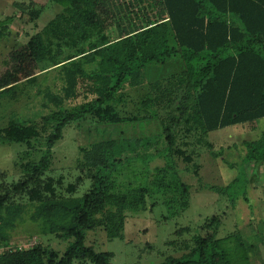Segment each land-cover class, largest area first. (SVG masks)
Here are the masks:
<instances>
[{
    "label": "trees",
    "instance_id": "1",
    "mask_svg": "<svg viewBox=\"0 0 264 264\" xmlns=\"http://www.w3.org/2000/svg\"><path fill=\"white\" fill-rule=\"evenodd\" d=\"M49 1L65 11L12 53L14 67L0 78V93L21 81L37 82L28 70L29 61L39 66L53 60V65L39 72L53 67L61 85L53 92L44 90L46 114L40 121L0 129V146L26 144L29 149L20 154L17 164L22 179L0 185V210L18 207L17 198L23 197L39 204L63 200L65 195L76 194L85 179L92 181V187L75 207L72 226L61 228L57 235L74 239L62 258L38 244L9 249L10 238L0 233V249H9L0 254V264H73L76 260L111 264L112 253H97L85 246L86 233L103 227L110 239H122L126 213L146 208L149 188H134L127 174L134 164L152 154L155 159L166 158L170 166L177 159L191 164L197 146L209 145L205 138L210 132L264 118V0H159L166 17L135 25L116 6V0H91L95 14L89 19L102 26L106 37L88 53L78 47L79 38L66 11L80 0ZM27 10L32 21L39 20L44 11L34 5ZM14 19L1 23L6 30L0 32V41ZM62 42L66 47L72 42L78 50L60 60ZM170 62L179 66L178 71L155 80L147 77L149 67ZM129 91H143L135 116L120 109L128 102ZM150 112L159 122L158 134L81 147L77 164L81 176L75 183L65 186L63 177L44 179L67 127L87 117L102 124L138 122L150 118ZM33 141L44 148L38 161L32 159ZM246 161L264 164V134L249 144ZM166 176H157L155 184L168 197L169 205L180 199L179 210H185L188 187L182 183L181 191L170 192L160 185ZM48 208L52 210L53 204ZM221 225L219 216L206 221L202 234L195 235L193 244L188 245L192 248L189 254L171 256L163 264L249 263L248 251L254 252V247L226 249L217 239ZM185 233L191 229H181L176 235Z\"/></svg>",
    "mask_w": 264,
    "mask_h": 264
},
{
    "label": "rangeland",
    "instance_id": "2",
    "mask_svg": "<svg viewBox=\"0 0 264 264\" xmlns=\"http://www.w3.org/2000/svg\"><path fill=\"white\" fill-rule=\"evenodd\" d=\"M44 1L47 2L43 0L42 3ZM14 2H23L21 5L16 3V9L25 18L16 19L11 26V33L8 31L11 38L0 46V78L14 67L12 53L25 47L57 14L65 11L56 4L45 5L40 19L32 21L25 14L27 9L32 8L30 0H0V32L6 30V26L2 25L5 21L2 15L16 12ZM116 6L123 10V14L126 13L125 16L128 14L130 23L134 25L166 17L159 0H116ZM66 11L71 15L78 35V47L93 50L105 41L102 26L90 21L95 14L91 0H80ZM63 44L60 60L78 50L72 42L68 46L70 49ZM52 49L56 51L57 47ZM51 65L53 60L39 66L29 61L28 70L35 74L37 82L21 81L0 93V129L11 124L40 121L46 114L42 107L44 90L53 92L61 85L53 67L39 72ZM178 69V65L170 62L166 66L153 65L145 72L147 77L155 80L167 77ZM127 93L128 102L120 109L125 112L123 114L135 116L136 104L143 91ZM160 130L154 113L146 120L120 124H102L87 117L65 129L64 138L54 148L52 169L44 179L63 177L65 186L73 184L81 176L77 168L81 147L109 139L148 137L158 134ZM263 134L264 118L210 132L205 140L211 146H197L191 164L177 159L170 166L166 158L155 159L153 154L140 159L142 161L134 164L127 174L134 188H149V195L145 196L146 208L140 212L126 213L122 239H110L105 229L100 227L86 233L85 246L97 253H112L114 258L111 264H163L171 256L181 258L188 255L192 250L188 245L193 244L195 235L202 234L204 223L219 216L222 225L218 229L217 239L222 245L230 251H235L238 245L246 250L253 246L254 252L248 251L249 263L244 264H264V164L246 161L249 144L259 141ZM31 147L32 159L38 161L44 148L35 141ZM28 150L26 144L0 146V175L6 174L5 178H0V185H12L22 179L17 164L20 154ZM195 165L198 167L195 168ZM164 174L167 176L166 182L160 183L162 188L168 187L170 192H174L181 191L182 183L188 187L189 201L185 210H179L180 199L172 200L169 205L168 197L155 184L157 176ZM91 187L92 181L85 179L76 194L65 195L63 200L39 204L29 203L23 197L17 198L18 207L1 209L0 233L10 238L9 249H28L38 244L57 253L59 259L62 258L74 239L57 235L62 231L61 228L72 226L75 207L82 202ZM52 204L51 210L48 207ZM185 228H190L191 233L176 235L177 231ZM1 234L0 238L3 237ZM9 249L1 248L0 254ZM73 264L92 263L76 260Z\"/></svg>",
    "mask_w": 264,
    "mask_h": 264
},
{
    "label": "crops",
    "instance_id": "3",
    "mask_svg": "<svg viewBox=\"0 0 264 264\" xmlns=\"http://www.w3.org/2000/svg\"><path fill=\"white\" fill-rule=\"evenodd\" d=\"M30 1H31L30 3H31L32 5H34L35 7L43 8L44 10H45V7H46L47 5L50 6L51 4H53V3H51L49 0H47V2L44 1L45 4L42 3L43 0H30ZM16 3H17V2H14V3H13V7L15 8L16 12L18 11L17 13H16V12L13 13V14H10V13H9L8 16H7L6 14H3V15H2V16H3L2 18H3L4 20H5L6 18H15L14 21L11 23V25L8 26V31H9L10 33H11V26L15 23L16 19H17V18H22V17L25 18L24 16H22V14L19 12V10L16 9ZM46 3H47V4H46ZM21 4H23V2H21L20 4H19V2L17 3V5H21ZM24 4H25V3H24ZM45 5H46V6H45ZM70 9H71V8H70ZM19 13H20V15H19ZM43 13H44V11H43ZM25 14H27V13H25ZM42 15H43V14H42ZM42 15H41V16H42ZM70 16H71V15H70ZM71 18H72V17H71ZM10 33L8 34V32H7L6 36L0 41V46H1L3 43H5V42L7 41V39L11 38V34H10ZM83 49H84V48H83ZM89 51H92V50H84L85 53H88Z\"/></svg>",
    "mask_w": 264,
    "mask_h": 264
}]
</instances>
